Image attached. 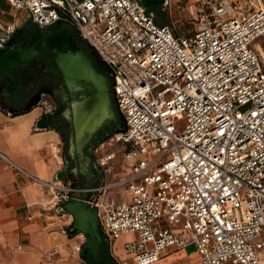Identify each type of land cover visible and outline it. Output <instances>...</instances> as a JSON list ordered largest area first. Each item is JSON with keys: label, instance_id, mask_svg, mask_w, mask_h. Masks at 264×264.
<instances>
[{"label": "built area", "instance_id": "1", "mask_svg": "<svg viewBox=\"0 0 264 264\" xmlns=\"http://www.w3.org/2000/svg\"><path fill=\"white\" fill-rule=\"evenodd\" d=\"M4 1L39 26L70 24L110 71L123 126L97 145L116 147L97 157L108 177L48 185L56 203L96 208L110 243L129 235L116 264L191 244L201 264H264L263 0H175L193 23L185 35L140 0ZM73 237L79 252L85 234Z\"/></svg>", "mask_w": 264, "mask_h": 264}, {"label": "crops", "instance_id": "2", "mask_svg": "<svg viewBox=\"0 0 264 264\" xmlns=\"http://www.w3.org/2000/svg\"><path fill=\"white\" fill-rule=\"evenodd\" d=\"M41 113L38 106L20 112L0 108V152L16 165L0 160V264H94L73 250V217L61 202L56 203L48 183L70 179L78 186H90L100 180L77 181L63 172L61 134L39 122ZM103 236L116 264L125 256L126 239L110 243ZM53 249L59 252L50 255ZM173 250L163 252L153 264H171L163 262ZM196 255L198 260L184 264H201L197 251Z\"/></svg>", "mask_w": 264, "mask_h": 264}, {"label": "flooded vegetation", "instance_id": "3", "mask_svg": "<svg viewBox=\"0 0 264 264\" xmlns=\"http://www.w3.org/2000/svg\"><path fill=\"white\" fill-rule=\"evenodd\" d=\"M27 18L13 27L6 37H0V52L31 48L38 41H42L43 45L28 59L0 69V108L20 112L42 104L39 122L60 131L62 147L66 149L64 159L67 163L63 172L71 174L77 181H99L103 179V170L97 162L96 141L119 128L122 118L113 108L114 117L104 120L83 143L81 153L75 146L71 155L72 105L91 95L92 89L89 88L90 83L82 79L76 80L69 89L55 64V58L59 54L81 51L92 60L99 72L110 77L112 84L111 74L96 61L89 44L70 24L57 22L41 27ZM111 102L113 106L112 99ZM73 142L76 143L74 139ZM102 254L109 255L105 240L98 247V256ZM89 259H92V254Z\"/></svg>", "mask_w": 264, "mask_h": 264}, {"label": "water", "instance_id": "4", "mask_svg": "<svg viewBox=\"0 0 264 264\" xmlns=\"http://www.w3.org/2000/svg\"><path fill=\"white\" fill-rule=\"evenodd\" d=\"M147 9L162 5L167 0H140ZM264 3V0H263ZM44 27V26H41ZM50 41V39H48ZM43 45L38 41L33 47L21 50L0 52V69L17 61L28 59L37 52ZM56 66L61 70L63 79L69 89L74 82L82 79L90 83L91 95L72 105V136L70 153L73 155L75 146L81 153V147L107 118L114 117V110L111 102V80L106 74L99 72L93 65L92 60L81 51L59 54L55 58ZM58 131V130H57ZM60 133V131H58ZM73 139L76 143L73 142ZM67 163V162H66ZM101 172V170H100ZM103 179L100 180L102 182ZM62 209L67 210L73 217V226L76 232L85 234V241L81 246L80 254L87 259L92 254L91 261L94 264H115V260L109 255H99V244L104 240L102 231L99 228V221L96 208L88 205L80 198L73 200H62ZM86 251V253H85Z\"/></svg>", "mask_w": 264, "mask_h": 264}, {"label": "rangeland", "instance_id": "5", "mask_svg": "<svg viewBox=\"0 0 264 264\" xmlns=\"http://www.w3.org/2000/svg\"><path fill=\"white\" fill-rule=\"evenodd\" d=\"M149 11L155 16V19L162 20L165 24H168L176 34L185 35L189 34L193 29V23L190 21L188 14L184 8V4L182 2H177L175 0H167L165 4L157 5L154 8H150ZM27 18L26 13L24 11H16L13 10L7 3L4 1H0V37H6V35L11 31V29L18 24H20L23 20ZM29 19V18H27ZM112 99V95H111ZM41 110L43 109V105H37ZM175 124L180 127L185 124L184 116H181L179 119H176ZM118 129V128H117ZM115 129L114 131H116ZM113 131V132H114ZM111 132L106 138L112 135ZM102 140V141H103ZM101 142V141H100ZM111 149H116L115 145L110 147L107 143L99 146L98 150L95 151L96 157H98L103 151H110ZM63 154L66 153L62 148ZM119 160H120V152L116 151L115 153V161L113 163V173H118L119 170ZM109 174L107 172H103V180L108 177ZM123 195L121 192H116L113 195V199L115 203H119L121 201V196ZM129 238L127 235L123 234L119 237L118 243L120 244L122 240ZM174 249V248H173ZM171 248V250H173ZM170 250V249H169ZM171 254L167 255L164 259L163 263H171V264H184L187 261H196L198 260V256L196 255L195 245L191 244L184 248L183 250L171 251Z\"/></svg>", "mask_w": 264, "mask_h": 264}, {"label": "trees", "instance_id": "6", "mask_svg": "<svg viewBox=\"0 0 264 264\" xmlns=\"http://www.w3.org/2000/svg\"><path fill=\"white\" fill-rule=\"evenodd\" d=\"M156 21L158 22V23H164V22H162V20L160 21V20H157L156 19ZM90 47V49H91V52H92V55L94 56V58L96 59V61L106 70V71H108V72H110L109 71V69H108V67H107V65L99 58V56L96 54V52H95V50L91 47V46H89ZM112 100H113V98H112ZM114 109H115V111L121 116V114L119 113V111H118V109H117V107H116V105H115V102H114V100H113V106H112ZM121 118H122V116H121ZM122 121H121V125H120V127H122L123 126V118L121 119ZM119 127V128H120ZM118 128V129H119ZM114 131V130H113ZM113 131H111V132H113ZM110 132V133H111ZM110 133H108L107 135H105L104 137H102L101 139H99V140H97L96 141V144H98L100 141H102L104 138H106Z\"/></svg>", "mask_w": 264, "mask_h": 264}]
</instances>
